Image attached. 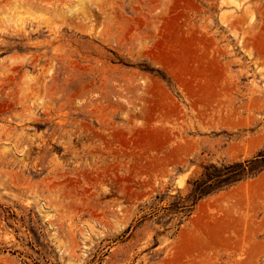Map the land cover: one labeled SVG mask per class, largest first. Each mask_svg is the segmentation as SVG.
Returning <instances> with one entry per match:
<instances>
[{
  "label": "rangeland",
  "instance_id": "rangeland-1",
  "mask_svg": "<svg viewBox=\"0 0 264 264\" xmlns=\"http://www.w3.org/2000/svg\"><path fill=\"white\" fill-rule=\"evenodd\" d=\"M258 154L264 0H0V264H264Z\"/></svg>",
  "mask_w": 264,
  "mask_h": 264
},
{
  "label": "trees",
  "instance_id": "trees-1",
  "mask_svg": "<svg viewBox=\"0 0 264 264\" xmlns=\"http://www.w3.org/2000/svg\"><path fill=\"white\" fill-rule=\"evenodd\" d=\"M211 167L214 168L213 166ZM261 167H264V157L261 154H258L257 157H255L253 160L245 161L243 163H236L228 167H224V172L221 174H218V172L208 176L205 175L206 180H202L199 184H197V186L193 189V194L196 197L202 196L207 182H209L210 186H218L219 184H224L228 181H233L243 176L244 174H253L257 172Z\"/></svg>",
  "mask_w": 264,
  "mask_h": 264
}]
</instances>
